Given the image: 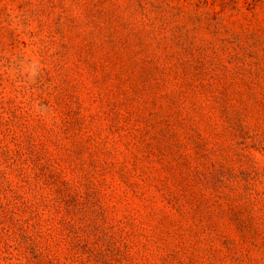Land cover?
I'll return each mask as SVG.
<instances>
[{"label": "rangeland", "instance_id": "rangeland-1", "mask_svg": "<svg viewBox=\"0 0 264 264\" xmlns=\"http://www.w3.org/2000/svg\"><path fill=\"white\" fill-rule=\"evenodd\" d=\"M0 264H264V0H0Z\"/></svg>", "mask_w": 264, "mask_h": 264}]
</instances>
